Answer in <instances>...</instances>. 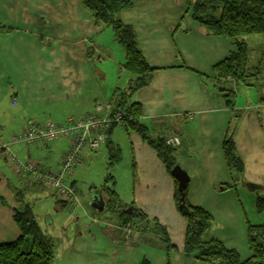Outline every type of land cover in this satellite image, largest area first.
Here are the masks:
<instances>
[{
    "label": "crops",
    "instance_id": "0c3cea01",
    "mask_svg": "<svg viewBox=\"0 0 264 264\" xmlns=\"http://www.w3.org/2000/svg\"><path fill=\"white\" fill-rule=\"evenodd\" d=\"M187 3L188 0H133L132 7L122 11L123 22L134 27L147 61L157 68L150 83L136 91L130 101L141 104L140 122L151 136H179L181 143L175 147L174 156L190 176V203L210 212L216 221L210 239L222 241L220 230L234 234L242 225L239 190L246 191L247 183L264 189V35L243 37L249 49V72L244 83L231 77L222 82L233 89L230 108L225 93L218 92L214 80L207 76L217 63L237 51L236 45L229 38L207 33L190 12L184 16ZM0 27L13 29L0 31V143L10 142L17 133L9 132L7 112L1 109L4 101L9 107H20L24 115L32 112L27 122L51 121L56 125H64L71 116L92 112L96 103L115 101L120 80L112 82L101 95L103 101L97 97L87 99V110L76 114V107L83 103L79 100L82 88L98 76L107 77L104 71L94 69L90 59L97 51L93 48L98 47L96 40L102 41L103 48L108 41L116 40L112 28L95 24L81 0H0ZM125 59L126 51L117 60H110V64L126 70ZM123 76L124 73L119 78ZM132 78V74L126 75L124 88ZM14 99L17 105L13 104ZM26 124H21L23 130ZM229 126L233 127V140L244 165L243 181H233L224 162L223 141ZM114 128L101 146L102 154L105 148L113 154ZM135 143L132 152L138 173L134 194L127 201L114 190L126 205L124 208L130 213L138 210L151 222L134 217L132 233L122 221L112 219L109 212L102 214L99 206L108 203L107 196L102 195L107 184L100 188L97 202L92 196L89 201L83 197L80 200L79 196L64 206L58 200L56 216L67 210L69 219L65 218L62 227L54 218L47 220L58 233L49 238L55 253L53 264H141L143 260L166 264L169 251L184 253L188 219L178 207V183L140 134ZM69 144L62 136L52 143H16L11 147L22 160L34 162L42 170H56ZM60 148L63 156L55 162V151ZM118 150L116 146L115 151ZM80 175L75 170L69 178L78 190ZM232 182L233 187L221 189V185ZM37 184L40 182L34 177L17 172L4 154L0 155V194L8 202H0V244L13 241L20 234L13 219L15 194L21 193L24 186L30 189ZM90 206L98 213L92 214ZM147 223H158L166 230L169 248L160 237L163 234L158 236L162 245L140 242V235L149 230L144 229ZM128 231L132 233L129 238ZM147 250L153 255H147Z\"/></svg>",
    "mask_w": 264,
    "mask_h": 264
},
{
    "label": "trees",
    "instance_id": "16d2710c",
    "mask_svg": "<svg viewBox=\"0 0 264 264\" xmlns=\"http://www.w3.org/2000/svg\"><path fill=\"white\" fill-rule=\"evenodd\" d=\"M81 4L92 14L96 25L112 28L114 36L125 46L124 67L133 75V78L126 88H119L114 97L115 111L123 113V127L136 130L155 149L158 157L171 173L172 168L177 164L174 156L175 147L167 145L163 137L150 135L147 127L140 122L143 115L141 104L130 101L131 96L136 91L150 83L157 70L147 61L134 27L124 23L121 18L122 11L132 7L133 0H81ZM189 12L192 19L207 33L229 38L236 45L237 51L217 63L213 67L212 74L207 76L208 79L214 80V86L218 92L225 93L227 104L232 108L230 98L233 95V89L225 86L226 83L222 82L231 77L244 83L245 76L249 72L247 67L249 49L243 37L246 35H264V0H188L184 16ZM0 31L11 32L13 29L0 27ZM115 126V124L112 125L108 134ZM223 156L226 168L234 178L233 181H243L244 165L236 150L233 140V127L231 126L228 127L223 141ZM247 184L252 190L259 189L255 183ZM234 185V182L227 183L221 185V189H229ZM104 188L106 189L109 208L111 211L120 213L122 225L127 223L134 225L135 220L133 218H138V216L151 222V219L138 210L130 214L125 213L124 206L126 205L121 202L117 192L110 187L107 188V186ZM15 197L17 206L13 208V219L20 234L15 240L0 244V264H53L55 260L53 245L42 232L30 204L24 200L20 193H16ZM177 197H179V192H177ZM0 202L8 204L1 194ZM58 203L63 206L68 204L61 198ZM184 203L188 209L187 214L180 208L178 198L179 210L188 219L184 243L186 254H191L197 249L199 250L197 258L204 261L216 259L223 264H264V261L260 262L264 258V224L248 225L250 249L254 251V254L250 258L242 260L235 249H229L223 242L214 238L208 240L203 238L204 233L213 223V217L207 210L193 206L189 202L188 187L185 189ZM257 208L259 211L264 209L263 197L258 198ZM155 225L162 228L163 240L169 248L171 245H169L166 230L158 223ZM141 264L150 263L143 260Z\"/></svg>",
    "mask_w": 264,
    "mask_h": 264
},
{
    "label": "rangeland",
    "instance_id": "374dc122",
    "mask_svg": "<svg viewBox=\"0 0 264 264\" xmlns=\"http://www.w3.org/2000/svg\"><path fill=\"white\" fill-rule=\"evenodd\" d=\"M104 39L111 40L110 37H105ZM114 39L116 40L113 41V43L111 41H108V45H104V48L101 44L102 41H100L99 39L96 40V45L98 47L94 46L93 48H96L97 51H95L94 54L90 56V59L94 69H96L97 71H104L107 74V77L104 78L98 76L95 82L88 85L87 87L84 86L82 88V91L80 93L81 98L79 100H82L83 103L79 104L76 107V114L85 112L87 110V107L85 106V101L87 99L97 97L100 101H103L104 99H102L101 95L108 91L109 87L112 85V82H117L118 80H120L122 82L119 85L120 89H123L126 85V75H131L129 71L122 70L120 65L112 66V64H110V60H114V58H116L117 60V58L122 57L126 51L124 44L119 42L117 38L114 37ZM100 48H102L103 50H101ZM110 50H112V52ZM251 65H253V61H251ZM251 65L250 68L252 67ZM123 73L124 76L122 78H119V76ZM10 95L11 93H9L8 98H10ZM61 106H63V104L56 107L59 108ZM1 109H3L2 112H7L8 128L10 130L9 132H17L14 133L11 138H13V136L20 135L23 132L21 124H26L29 117L33 116L32 112L24 115L21 112L20 107H9L8 101H4ZM52 116L53 118H57V116H55L54 114ZM138 137L139 134L136 130L132 128H128V130H126L124 127L118 126L114 128L113 134L111 136L113 154L105 148L101 157L97 156L93 151L87 152L85 156L82 157L81 161L75 168L76 171L82 174L80 175V179L78 181V187L80 190V192H78V197L80 196V200L83 197V199L89 201V197L92 196L95 201V198H97L99 193H101L100 188H102L106 184L108 185V187L119 192L122 200H130V198L134 194L135 174L138 173V171L136 170V160L133 157L132 148L135 147V139ZM116 146L119 147L118 151H115ZM55 152L57 153L54 158V161L56 162L58 161V158H60L61 154H63V149L60 148ZM59 168L60 167H58L57 165L56 169L59 170ZM143 189H145V183L143 184ZM239 191V200L243 209L241 210V218L243 219L241 220L242 225L240 227H237V230L234 234H225V232H222L221 230L218 232V234L221 236L222 241L224 242L226 247H228L229 249H235L240 254L241 259L246 260L254 254V251L250 249L248 239V225L264 223V209L259 211L256 204L257 196L264 197V189L252 190L246 187V191ZM20 194H22L24 200L30 204L35 214L36 220L42 229V232H44L43 229L47 232V234L44 232L45 236L48 239L52 238L50 235L56 234V236H58L57 230L55 228H50L47 220L48 218H54V220L58 221V224L62 227V225L66 222L65 218L69 219V216H67V213H69V211L67 210H65V212L61 213L59 216H56L57 214H59V212L57 211V201L60 200L59 195L43 184L33 185L30 189L24 186ZM102 195L107 196V194L104 192H102ZM189 196L190 195L188 188V200L190 202ZM160 198L163 200L164 196H160ZM101 208H103V210L100 211L102 214H104L105 212H109L110 215H112V219L115 220L117 218L122 221L120 213L117 211H111L108 203L104 204L103 207L99 206V209ZM89 209L92 214L98 213L97 211L93 210L91 206L89 207ZM215 222L216 221L211 224L210 230H207L204 233L203 238L205 240L210 239L213 230L216 228ZM147 224L146 226H144V229L148 228L149 230L143 232V234L140 235V242H142L143 240H147L148 244L154 242V245H162L163 242L158 238L159 235L163 234V230H161L162 228L154 225V223H149L147 227ZM163 235H161L160 237L163 238ZM177 235L178 233H176V236ZM56 254L58 255V243L56 247ZM146 254L153 255L151 250H147ZM198 254L199 250L197 249L194 250L191 254H186L185 252L176 253L174 250H171L168 252V254L165 255L167 257L166 264H223L216 259H213L212 261L200 260L196 258ZM261 261H264V258H262L260 262Z\"/></svg>",
    "mask_w": 264,
    "mask_h": 264
},
{
    "label": "built area",
    "instance_id": "2783aa9c",
    "mask_svg": "<svg viewBox=\"0 0 264 264\" xmlns=\"http://www.w3.org/2000/svg\"><path fill=\"white\" fill-rule=\"evenodd\" d=\"M13 104H18L17 99L13 100ZM113 124L124 126L123 113L115 111L113 100L96 103L92 112L77 117L71 116L64 125H56L51 121L37 123L29 120L20 135L13 136L10 142L0 143V155L4 154L17 172L31 175L35 181L55 191L61 199L74 202L77 199V189L70 183L69 178L88 151L101 156V146L107 141L108 131ZM62 136H65L70 144L59 164V170H42L36 163L19 158L11 147L16 143H52ZM165 141L172 147L181 143L177 135L168 136Z\"/></svg>",
    "mask_w": 264,
    "mask_h": 264
},
{
    "label": "water",
    "instance_id": "95a60500",
    "mask_svg": "<svg viewBox=\"0 0 264 264\" xmlns=\"http://www.w3.org/2000/svg\"><path fill=\"white\" fill-rule=\"evenodd\" d=\"M171 175L178 183L177 189L179 192L180 208L184 210V213H188V209L185 207V189L188 187L190 176L188 172L182 168L179 164H176L172 170Z\"/></svg>",
    "mask_w": 264,
    "mask_h": 264
},
{
    "label": "flooded vegetation",
    "instance_id": "af4514ba",
    "mask_svg": "<svg viewBox=\"0 0 264 264\" xmlns=\"http://www.w3.org/2000/svg\"><path fill=\"white\" fill-rule=\"evenodd\" d=\"M101 156H102V153H101ZM101 156H99V157H101ZM76 189H77V188H76ZM78 192H79V190L77 189V199H78ZM77 199H76V200H77ZM65 201H66V200H65ZM66 202H68V203H72L71 201H66ZM125 209H126V208H124V210H125ZM125 211H126L125 213L128 212V213L130 214V212H129L127 209H126ZM133 226H134V225H132V223H127L125 228L130 227V228L133 230V231H132V233H133V232H134V228H133ZM130 232H131V231H130ZM132 233L130 234L129 231H128V235H127V237H128V238L131 237ZM129 234H130V235H129Z\"/></svg>",
    "mask_w": 264,
    "mask_h": 264
}]
</instances>
